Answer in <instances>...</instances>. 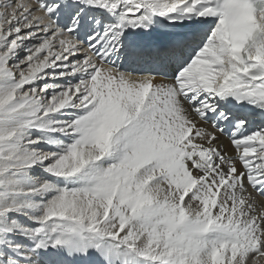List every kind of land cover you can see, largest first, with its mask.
<instances>
[{
    "label": "snow or ice",
    "instance_id": "6c2138e0",
    "mask_svg": "<svg viewBox=\"0 0 264 264\" xmlns=\"http://www.w3.org/2000/svg\"><path fill=\"white\" fill-rule=\"evenodd\" d=\"M0 9V264H264V0Z\"/></svg>",
    "mask_w": 264,
    "mask_h": 264
},
{
    "label": "bare ground",
    "instance_id": "6f19581e",
    "mask_svg": "<svg viewBox=\"0 0 264 264\" xmlns=\"http://www.w3.org/2000/svg\"><path fill=\"white\" fill-rule=\"evenodd\" d=\"M0 3H3V0H0ZM2 10V9H0ZM225 145L227 144V141H224Z\"/></svg>",
    "mask_w": 264,
    "mask_h": 264
}]
</instances>
